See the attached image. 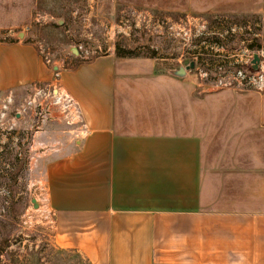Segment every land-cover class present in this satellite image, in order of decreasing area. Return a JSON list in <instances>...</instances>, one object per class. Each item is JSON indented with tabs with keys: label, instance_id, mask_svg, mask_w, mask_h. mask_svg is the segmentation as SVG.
Wrapping results in <instances>:
<instances>
[{
	"label": "crops",
	"instance_id": "1",
	"mask_svg": "<svg viewBox=\"0 0 264 264\" xmlns=\"http://www.w3.org/2000/svg\"><path fill=\"white\" fill-rule=\"evenodd\" d=\"M263 3L151 5L242 15ZM156 64L109 51L63 68L32 41L0 42V93L49 85L58 68L61 90L81 108L74 129L63 116L30 121L39 146L45 124L57 125L56 143L36 155L56 246L87 264H264V93L200 92Z\"/></svg>",
	"mask_w": 264,
	"mask_h": 264
},
{
	"label": "rangeland",
	"instance_id": "2",
	"mask_svg": "<svg viewBox=\"0 0 264 264\" xmlns=\"http://www.w3.org/2000/svg\"><path fill=\"white\" fill-rule=\"evenodd\" d=\"M155 1L0 0V42L32 41L50 65L59 62L63 68L109 51L151 58L157 72L186 69L185 77L200 92L233 89H217L216 84L239 69H264V5L254 14L221 15L165 11L153 7ZM17 22L24 27L10 30ZM255 54L260 59L256 71ZM241 89L233 90L264 93ZM34 96L24 87L0 93V264H87L77 252L55 243L36 155L39 147L56 143L57 125L45 124L49 134L39 146L33 144L39 126L30 121L63 115L46 96L36 97L47 105L38 111L29 104ZM63 121V127L78 126L75 119Z\"/></svg>",
	"mask_w": 264,
	"mask_h": 264
},
{
	"label": "built area",
	"instance_id": "3",
	"mask_svg": "<svg viewBox=\"0 0 264 264\" xmlns=\"http://www.w3.org/2000/svg\"><path fill=\"white\" fill-rule=\"evenodd\" d=\"M47 64H50V61L45 58ZM88 59V58H87ZM52 68V67H51ZM53 75L54 79L53 82L49 85H34L32 90L34 91V99L29 102L30 105L35 107L38 111H43L47 107L45 100L37 101V96H46L50 97L52 100L51 105L55 106L58 111L61 112L64 119L67 122L70 119H75L77 124H81V108L79 103L72 98L69 94L65 93L61 90L59 85V77L60 73L58 68H54ZM231 76H228V80L224 78L222 81L219 80L216 84L217 89H224V88H242L241 90L245 89H258L259 91L264 90V69L260 68L258 72H250L245 71L243 69H239L235 72L230 73ZM45 99V98H44ZM46 105V106H45Z\"/></svg>",
	"mask_w": 264,
	"mask_h": 264
},
{
	"label": "water",
	"instance_id": "4",
	"mask_svg": "<svg viewBox=\"0 0 264 264\" xmlns=\"http://www.w3.org/2000/svg\"><path fill=\"white\" fill-rule=\"evenodd\" d=\"M259 62H260V59H259V57L255 54V55H254V59H253V61H252V64H253L252 69H253L254 71H256V70L258 69ZM193 67H194V64L192 63V64L190 65V67H188V69H191V68H193ZM186 72H187L186 69L181 68V69H179L178 71L175 72V75H177V76H179V77H183V76L186 75ZM32 203H33L34 207H38V203H37L36 200H32Z\"/></svg>",
	"mask_w": 264,
	"mask_h": 264
},
{
	"label": "trees",
	"instance_id": "5",
	"mask_svg": "<svg viewBox=\"0 0 264 264\" xmlns=\"http://www.w3.org/2000/svg\"><path fill=\"white\" fill-rule=\"evenodd\" d=\"M118 55V54H117ZM118 56H120V57H126V56H123V55H118Z\"/></svg>",
	"mask_w": 264,
	"mask_h": 264
}]
</instances>
